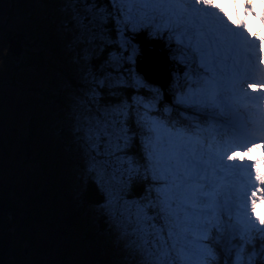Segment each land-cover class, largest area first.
Wrapping results in <instances>:
<instances>
[{"label":"snow or ice","instance_id":"snow-or-ice-1","mask_svg":"<svg viewBox=\"0 0 264 264\" xmlns=\"http://www.w3.org/2000/svg\"><path fill=\"white\" fill-rule=\"evenodd\" d=\"M57 2L63 125L120 264H264V0ZM11 216L0 200V256Z\"/></svg>","mask_w":264,"mask_h":264},{"label":"rangeland","instance_id":"rangeland-1","mask_svg":"<svg viewBox=\"0 0 264 264\" xmlns=\"http://www.w3.org/2000/svg\"><path fill=\"white\" fill-rule=\"evenodd\" d=\"M29 6L34 15L33 18L38 19L31 21L29 24L24 20H19V18L15 19L16 17L12 21L1 22L2 16L4 17L3 12L9 6L8 4L0 3V14H2L0 15V73L4 76V82H6L5 86L0 82V137L5 146L4 149L0 146V189L7 188L12 190L11 193L14 190L20 193V196L11 195V202L16 207L20 206L22 201L25 202L24 199L27 198V193L32 198L34 196L37 197L39 195L38 190L42 189V193L47 196L45 198L49 200L44 203L46 205H54L53 209H55L54 213L56 215L48 213L45 215V220L30 221V227L34 228L38 234L37 241L42 242L46 247L44 251L46 254H43L40 249L41 253H35L36 255L32 253L30 255V250L23 246V258L16 264L20 262L23 264H107L110 262L112 264H120L121 252L119 249H112V246L115 247L116 243L110 245L109 241L113 242L114 238L109 234L107 226L105 230L102 229L99 233L100 237L97 246L94 243L95 236L92 237L91 234H88L91 239L86 242L68 227V222L73 223L75 221L74 211L82 209V214L80 213V215L81 217L83 216V221L85 218L84 214L89 209L92 211L93 204L91 203L92 198L86 197L85 192L81 190L82 180L78 177L76 154L63 125L62 110L64 106L55 107L52 104H48L47 101L48 105L41 107L43 105L41 94H49L46 92L48 87H46L45 82H42L44 80H42L41 75L32 72L33 69H31L32 71L18 69L16 76L18 82L15 84L7 78L10 70L7 66L8 60L5 63L2 56V45L5 35L8 32L17 30L16 28L18 27H23L28 28L33 34L36 33L37 36H45V31L41 30L45 22L47 24L51 23V26L55 29L53 39L56 40V43L53 45L54 48L61 46V51L58 53L57 58L53 57L51 61L57 63L54 60H59L60 64L61 62L64 63L66 68H68L66 71H70L72 75L70 56L66 52L61 34L60 6L57 0H30L27 7ZM52 9H54L53 13ZM51 13L53 18L50 17V20L46 21V16L49 17ZM13 46V53L18 57L22 50L19 41H16ZM32 51H34V48ZM17 65H21V63ZM50 65L54 67V63ZM46 68L48 69L47 65ZM61 68H52L50 72H52V78L53 74H56L54 78L61 81L62 83L59 84L65 89L66 84L70 80L62 74ZM48 82L49 86H51L50 80ZM27 84L28 87H26ZM30 85L36 86L31 89L35 90V93L30 91ZM37 91L39 92L38 94L36 93ZM31 102L40 105V108L37 109L40 110L41 127L39 134L35 135L36 141L34 143L30 141L29 130L26 129V124L29 121L26 114L27 111L24 110V107L22 108V106ZM26 148H28V151ZM37 162L41 163L42 168L45 167L49 173L48 176L42 173L41 167ZM81 195L84 196V199ZM83 207H85L84 211ZM56 219H59L63 225L58 226L55 223ZM64 220H66L65 224ZM94 225L96 231H98L100 226H104L102 223L98 226ZM91 233L95 235L94 231H91ZM107 247L111 248L112 251L107 250ZM13 249L16 252V243ZM72 249L74 251L70 253ZM115 251L119 252V254L112 253ZM62 254L67 258L65 262L57 258ZM11 256L13 254H10V251L4 254V258ZM99 258L103 259V261L100 262Z\"/></svg>","mask_w":264,"mask_h":264},{"label":"trees","instance_id":"trees-1","mask_svg":"<svg viewBox=\"0 0 264 264\" xmlns=\"http://www.w3.org/2000/svg\"><path fill=\"white\" fill-rule=\"evenodd\" d=\"M30 0H4V5L8 4L9 7L5 8V11L3 12L4 17L2 16L1 18V22H7V21H12V19H17L19 18V20H24L25 22H27V24H29L31 21L38 19V18H33L34 15L31 12V8L30 6L27 7L28 3ZM45 1V0H42ZM48 1V0H47ZM52 13L54 12V9L51 10ZM52 13L50 14L49 17L46 16V21L50 20V17H52ZM2 15V14H0ZM44 19V20H45ZM43 20V21H44ZM50 23V22H49ZM52 24H47L46 22L44 23V27L41 28V30H44L46 35H39L37 36L36 33L33 34L32 31H30L28 28H23V27H18L16 28L17 30L15 31H11L8 32L5 35L4 41H3V54L2 56L5 57L6 55V49L11 47L12 49V53L13 51V44L16 43V41H19L20 45H21V53L18 57H16V55L13 53L9 58H8V67H9V71L7 75L8 80H10V82H12L13 84L17 83L18 80H16V76L18 73V69H22V70H31L33 69L32 72L34 73H38L39 75L42 76V82H45L46 87V92H48L49 94L46 93H42V103L43 106L48 105V104H52L55 107L57 106H64V99H65V89L63 86H60L59 83H62L61 81H59L58 79L54 78L56 76V74H53V78H52V72H50V70L53 68H57V67H62L61 71L64 74L65 77H69V79H72V75L70 74V71H66L68 68H66L65 64L61 62L59 60H54L57 61V63L51 61V59L57 58L58 53H60L61 51V46H59L58 48H54V43H56L53 39L54 37V27L51 26ZM38 31V29H37ZM52 38V40H51ZM34 48V51L31 52V50ZM21 63V65H17ZM54 63V67H52L50 64ZM10 65V66H9ZM46 65L48 67V69L46 68ZM14 66V67H12ZM45 67V68H44ZM50 77L49 79H46ZM51 82V86H49V81ZM0 82L5 86L6 82H4V76H2V74L0 73ZM2 86V85H1ZM26 87H28V84L26 85ZM36 87L35 85H30V91L35 93V90H31L32 88ZM37 94L39 93L38 91L36 92ZM41 93V92H40ZM1 100V99H0ZM48 101V104H47ZM52 105H50L51 107H53ZM40 105L38 104H34V102H31L27 105L22 106V108L24 107V110H26V114L28 117V123L26 124V129L29 130V137H30V141H32V143H34L36 141V136L37 134H39L40 131V127H41V121L39 119V115H40V110L37 108ZM35 122V123H34ZM38 122V123H37ZM0 146L2 147V149H4V145L2 142V138L0 137ZM5 151V150H4ZM39 163L40 167H41V163ZM44 167V166H43ZM41 171L44 175H49V173L47 172V170L41 167ZM56 188V187H55ZM35 190V189H34ZM39 191V195L37 197H30V195H28L27 193V198L24 199L25 202H21L22 204L18 207L15 206V204H13V202H11V195L14 196H20V193L16 192L15 190L12 192V190L9 189H0V200L6 202L9 206L10 211H12V216L11 218H5L3 221V224L6 228L8 229H14V237L16 240V252L14 251V249L12 248V251H10V254H13V256L10 257V260L8 261V264H16L17 262H19V260H21L22 257V249L23 246H26L29 250H30V255L33 254H38L41 253V250L43 252V254H46L45 251V246L42 244V242L37 241L38 240V234L35 231L34 228L30 227V221H36L37 219L40 220H45L44 218L46 217V214H53L54 216L56 215V213H54V205L50 204V205H46L44 202L49 201L46 196L45 193H42V191ZM31 192V191H30ZM85 196L86 197H90L91 199V203L94 204L97 197V194L95 193L94 189L89 186L86 191H85ZM84 199V196H81ZM89 208V206H88ZM76 209V208H75ZM49 211V212H48ZM84 211V210H83ZM90 209L86 212V214H84V219L82 221L83 216L81 217L80 213L82 214V209H79L78 211H74V217L75 221L72 222H68V227L71 228L77 235H80L86 242H88V240H90L91 238L89 237L91 234L92 237L95 236V240L94 243L97 246L98 242H99V233L102 231V226H100V228H98V231H96V228L94 227V223L91 220V222L88 224V220H89V214H90ZM94 216V220L95 222H100V218H98L94 213L92 214V217ZM80 217V218H79ZM102 224H104V226H106V224L104 223V221ZM55 223H57V225H63L59 219L55 220ZM66 223V220H64V224ZM86 223V224H84ZM81 230V231H79ZM91 231L95 232V235H93L91 233ZM85 236H84V235ZM75 235V234H73ZM83 235V236H82ZM76 236V235H75ZM78 237V236H76ZM79 238V237H78ZM37 242H39L37 244ZM83 243V242H82ZM110 245H112L113 242L109 241ZM116 243V242H115ZM69 248V247H68ZM41 249V250H40ZM67 249V246H66ZM107 250L109 249V251L111 252L112 249H119L117 247V245L115 247H113L112 249L107 247ZM105 250V249H104ZM74 250L72 249L70 253H72ZM106 251V250H105ZM113 254H119V252L115 251L112 252ZM35 254V255H36ZM112 254V255H113ZM16 258V260H15ZM26 258V257H25ZM58 259H60L62 262H65L67 260L66 256L64 254H62L61 256L57 257ZM100 262L103 261V259L99 258ZM27 262V260H26ZM19 264H23L22 262H20ZM102 264V263H101ZM107 264H112L107 263Z\"/></svg>","mask_w":264,"mask_h":264},{"label":"water","instance_id":"water-1","mask_svg":"<svg viewBox=\"0 0 264 264\" xmlns=\"http://www.w3.org/2000/svg\"><path fill=\"white\" fill-rule=\"evenodd\" d=\"M143 54L144 55L140 58L141 67L145 71L149 72V74L153 75L159 82L163 83L167 78L166 70L164 69V64L159 63L158 65H156V57L151 55L150 52L145 51L143 52ZM8 258L9 257L4 258V255L0 256V259L3 260L4 264H6Z\"/></svg>","mask_w":264,"mask_h":264},{"label":"bare ground","instance_id":"bare-ground-1","mask_svg":"<svg viewBox=\"0 0 264 264\" xmlns=\"http://www.w3.org/2000/svg\"><path fill=\"white\" fill-rule=\"evenodd\" d=\"M243 16V14H241V17ZM261 209V206L258 204V207H257V211L259 212ZM4 255V254H3Z\"/></svg>","mask_w":264,"mask_h":264},{"label":"clouds","instance_id":"clouds-1","mask_svg":"<svg viewBox=\"0 0 264 264\" xmlns=\"http://www.w3.org/2000/svg\"><path fill=\"white\" fill-rule=\"evenodd\" d=\"M63 74V73H62ZM64 75V74H63ZM66 78H69V77H66ZM27 151H28V149H27ZM40 191H42V189L40 190ZM23 251H24V249H23ZM26 254V253H25ZM10 260V257L8 258V260H7V262H6V264H8V261Z\"/></svg>","mask_w":264,"mask_h":264},{"label":"flooded vegetation","instance_id":"flooded-vegetation-1","mask_svg":"<svg viewBox=\"0 0 264 264\" xmlns=\"http://www.w3.org/2000/svg\"><path fill=\"white\" fill-rule=\"evenodd\" d=\"M11 213H12V211H11Z\"/></svg>","mask_w":264,"mask_h":264}]
</instances>
